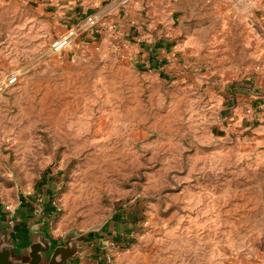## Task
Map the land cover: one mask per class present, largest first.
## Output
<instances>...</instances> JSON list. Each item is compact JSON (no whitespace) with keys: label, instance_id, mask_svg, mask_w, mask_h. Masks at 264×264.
Segmentation results:
<instances>
[{"label":"rangeland","instance_id":"1","mask_svg":"<svg viewBox=\"0 0 264 264\" xmlns=\"http://www.w3.org/2000/svg\"><path fill=\"white\" fill-rule=\"evenodd\" d=\"M28 224L70 264H264V0H0V225Z\"/></svg>","mask_w":264,"mask_h":264},{"label":"water","instance_id":"2","mask_svg":"<svg viewBox=\"0 0 264 264\" xmlns=\"http://www.w3.org/2000/svg\"><path fill=\"white\" fill-rule=\"evenodd\" d=\"M31 233L35 241L25 246L23 251H18L9 234L0 225V264H70L77 256L78 236L69 237L61 246L53 248L54 241L47 232L33 225ZM52 249L53 253L50 254Z\"/></svg>","mask_w":264,"mask_h":264},{"label":"trees","instance_id":"3","mask_svg":"<svg viewBox=\"0 0 264 264\" xmlns=\"http://www.w3.org/2000/svg\"><path fill=\"white\" fill-rule=\"evenodd\" d=\"M45 179L44 182H43V186H42V189H40V191H44V186H45V181L47 180L46 178L47 177H44ZM44 198L43 202H42V206H43V213L46 217H50V215L52 213H54L55 211V206H54V195L52 193H50L49 191L45 190L43 194H41ZM36 201L33 202H27V203H24L20 206L19 208V215L20 217L24 220V219H28L30 216H29V213L30 212H35L33 209H32V205L35 204ZM26 222V221H25ZM119 238H122L123 240H126V238L122 237L121 234H119L118 236ZM107 240H103V239H100L99 240V245L96 247V255L98 256V258H102V259H105L104 257V254L100 251V245L103 244L104 242H106ZM122 243V242H120ZM119 243V244H120ZM106 260V259H105Z\"/></svg>","mask_w":264,"mask_h":264},{"label":"built area","instance_id":"4","mask_svg":"<svg viewBox=\"0 0 264 264\" xmlns=\"http://www.w3.org/2000/svg\"><path fill=\"white\" fill-rule=\"evenodd\" d=\"M131 1L132 0H121V5H126L128 2L130 3ZM73 36H74V34L69 35L68 36L69 39L66 40L68 38L67 37L66 39L63 40V43L69 41L70 38L73 37ZM116 249H119L118 243L111 241L110 243L102 246L100 248V251L104 254V256L106 257V259L110 260L111 259V254H109V252L110 251H114Z\"/></svg>","mask_w":264,"mask_h":264},{"label":"crops","instance_id":"5","mask_svg":"<svg viewBox=\"0 0 264 264\" xmlns=\"http://www.w3.org/2000/svg\"><path fill=\"white\" fill-rule=\"evenodd\" d=\"M27 228H28V236H27V239H30V237H33V235H32V233H31V228H29V224H28V226H27ZM40 231H45V232H47V230H44L43 228H38ZM48 233V232H47ZM48 235H49V233H48ZM9 236H10V238L12 239V241L14 242V244L16 245V249L18 250V251H23L24 250V248H25V246H28V245H30L31 243H33L34 241H35V238L33 239V241H31L30 243L29 242H27V243H24V242H18V241H16L15 240V236H12V234L10 233L9 234ZM30 236V237H29ZM54 241V245H53V248L54 247H56V246H61V245H58L57 243H56V241L55 240H53ZM53 253V249L51 250V252H50V254H52Z\"/></svg>","mask_w":264,"mask_h":264}]
</instances>
